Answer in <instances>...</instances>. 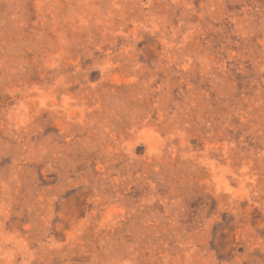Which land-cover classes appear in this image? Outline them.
<instances>
[{
  "label": "rangeland",
  "instance_id": "374dc122",
  "mask_svg": "<svg viewBox=\"0 0 264 264\" xmlns=\"http://www.w3.org/2000/svg\"><path fill=\"white\" fill-rule=\"evenodd\" d=\"M0 264H264V0H0Z\"/></svg>",
  "mask_w": 264,
  "mask_h": 264
}]
</instances>
